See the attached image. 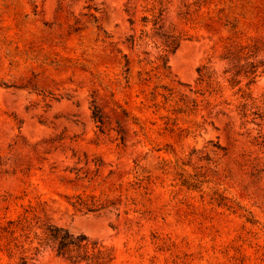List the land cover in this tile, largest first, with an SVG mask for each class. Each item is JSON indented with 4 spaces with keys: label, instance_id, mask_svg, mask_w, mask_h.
<instances>
[{
    "label": "rangeland",
    "instance_id": "1",
    "mask_svg": "<svg viewBox=\"0 0 264 264\" xmlns=\"http://www.w3.org/2000/svg\"><path fill=\"white\" fill-rule=\"evenodd\" d=\"M86 5L101 9L97 24ZM144 5L0 0V229L10 219L32 227L16 232L19 247L10 250L0 232V264H22L49 224L113 248L112 264H264V120L251 114L264 113V66L248 117L230 112L242 101L238 87L208 97L233 103L213 110L195 93L203 65L226 79L233 64L222 56L231 45L253 46L264 61V0H174L161 33L184 36L169 54V76L157 68L161 39L128 41L143 29L153 34V24L141 22ZM27 51L43 56L30 59ZM93 103L105 117L104 133ZM165 160L172 162L167 170ZM177 160L190 163L189 173L206 174L205 193L180 184ZM138 165L151 175L141 184ZM214 189L247 211L210 203ZM79 194L115 204L85 213L71 204ZM40 249L29 264H75Z\"/></svg>",
    "mask_w": 264,
    "mask_h": 264
},
{
    "label": "trees",
    "instance_id": "2",
    "mask_svg": "<svg viewBox=\"0 0 264 264\" xmlns=\"http://www.w3.org/2000/svg\"><path fill=\"white\" fill-rule=\"evenodd\" d=\"M145 5L143 6V15L141 17V22L145 28L148 27L150 22L153 24V34H151L147 29L142 30L141 36H136L134 34L130 35L128 38L129 43L132 47H135L139 44L143 37L148 40H153V38L161 39V46L162 47L161 54L156 58L159 62L157 68L163 70L167 76L171 74V65H170V58L169 54L174 53L178 48L182 37L184 36L182 33H174L169 32L166 34L161 33V28L163 27L162 21L164 20V15L169 12L170 7L173 5L174 0H144ZM188 9L186 14H189V5H185ZM85 8L88 10L85 15L92 18L93 23H98L99 18L97 17V13L100 12V8L93 5H86ZM128 11V9H126ZM151 14L152 17H150ZM136 15L137 11L133 7V12L129 18L131 25H136ZM180 15V13H179ZM78 30V28H76ZM7 41L6 35L4 36ZM11 44V43H10ZM17 51L19 49L17 48ZM26 55L30 59L41 60L42 54L40 51H27ZM223 59L227 60L230 64H233L232 68H228L225 70V74L227 77L224 81H221L217 78V74L210 70L208 65H203L198 68L199 74V83L202 85V88L199 91H195V93L200 94L203 97V101H206L208 107L212 110L217 108L218 106L222 105L223 103L227 104L228 106H232V102H228L227 100L214 104L208 97H216L219 95L223 97L225 91L227 89H235L238 87L237 92L235 95H239V98L242 100L240 104L234 105L235 109H231L230 112L236 111L238 115H241L242 118L248 117V111H251L253 107H249V102L253 100L251 86L253 85L259 68L264 66V61H257V51L250 45H239V46H229L224 55L222 56ZM48 57L43 58L42 60H47ZM243 62V64H242ZM131 72L130 61L126 60V67L124 70V79L129 81ZM244 78L248 81L245 85H243ZM227 82V84H226ZM166 96V95H165ZM94 102V101H93ZM194 105H197L196 99H192ZM92 117L94 121L97 123L99 130L104 133L105 132V117L103 115L102 110L98 105L93 103L92 105ZM218 113L226 114L225 109L218 110ZM251 114L255 115L256 119L264 120V113L251 111ZM123 140V137H122ZM171 161L164 162V166L162 167L164 170H167L168 167L171 165ZM190 163L177 160L174 164V167L178 170L177 175L180 178V184L187 188L188 190L192 191H199L204 192V185L209 182L207 176L203 172H196L194 174L189 173L185 166L189 165ZM149 170L146 167L137 166V179L139 180V184L141 182L150 179L151 175L149 174ZM211 201L210 203L216 204L218 207H224L229 211L236 212V207L234 204H237L235 201L231 200L227 197L223 192L219 189H214L210 193ZM75 200L71 202V204L78 209L79 211H84L85 213H98L109 206H114V202H110L108 205L101 203L97 200L94 196L90 198H84L82 195L74 196ZM237 206L242 209L241 205L237 204ZM247 219L251 223H255L253 216L248 211ZM28 228H32L30 225H25L21 222V220H14L10 219L6 226L1 227L0 232L2 236H5L10 239L8 244V249L10 250L14 243L15 247H19L18 237L15 236L18 230H27ZM29 239V236H27ZM39 246L35 247L34 253L32 255H23L21 257L22 264H29L31 260H38L37 256L41 252V247L43 245L51 247L57 256L64 258L71 263H84V264H112L115 260V252L113 248H109L104 245L102 242L92 239L90 236L80 233L75 234L69 231L64 227H59L55 225H47L45 228V238L41 239L39 242ZM30 250V249H29ZM24 253L28 251L24 250Z\"/></svg>",
    "mask_w": 264,
    "mask_h": 264
}]
</instances>
